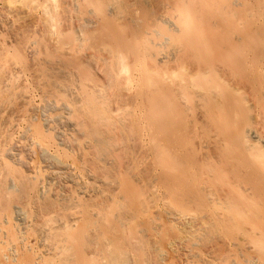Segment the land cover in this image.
Instances as JSON below:
<instances>
[{
	"label": "bare ground",
	"instance_id": "obj_1",
	"mask_svg": "<svg viewBox=\"0 0 264 264\" xmlns=\"http://www.w3.org/2000/svg\"><path fill=\"white\" fill-rule=\"evenodd\" d=\"M0 264H264V0H0Z\"/></svg>",
	"mask_w": 264,
	"mask_h": 264
}]
</instances>
